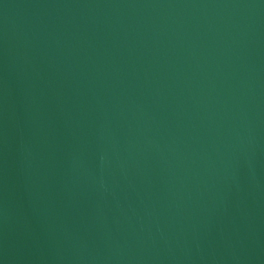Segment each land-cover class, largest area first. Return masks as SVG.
I'll use <instances>...</instances> for the list:
<instances>
[{
	"label": "water",
	"instance_id": "obj_1",
	"mask_svg": "<svg viewBox=\"0 0 264 264\" xmlns=\"http://www.w3.org/2000/svg\"><path fill=\"white\" fill-rule=\"evenodd\" d=\"M0 264H264V0H0Z\"/></svg>",
	"mask_w": 264,
	"mask_h": 264
}]
</instances>
